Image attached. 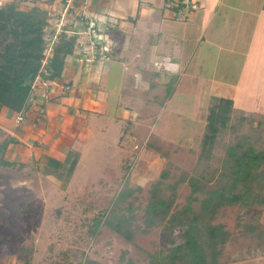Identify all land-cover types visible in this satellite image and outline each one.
<instances>
[{
    "label": "rangeland",
    "instance_id": "obj_1",
    "mask_svg": "<svg viewBox=\"0 0 264 264\" xmlns=\"http://www.w3.org/2000/svg\"><path fill=\"white\" fill-rule=\"evenodd\" d=\"M198 4L195 20L183 18L173 25L177 33L171 35V45L179 48L178 59L155 58V51L146 48L153 57L138 65L136 76L124 80L118 79L125 76L120 63L112 62L108 81L103 77V89L109 90L103 126L100 122V131H93L81 146V162L71 175L65 170L48 173L19 160L0 163V264H126L129 260L149 264L156 252L180 241L181 231L172 234L163 226H145L143 215L152 188L159 186L167 195L175 192L179 208L187 203L191 187L186 182L173 191L170 184L185 171H195L208 182L214 169L221 167L231 130L218 137L211 158L201 156L206 117L215 97L235 100L234 123L245 116L262 121L263 140L264 34L248 42L249 58L243 61L232 52L236 30L231 25L239 26L238 20L233 22L235 17L224 9L220 18L211 19L203 11L206 4ZM209 40L227 46L220 49ZM127 107L130 111L119 122L115 114H123ZM17 125L20 130L25 123ZM244 129H251L249 121ZM8 147L9 156L13 143ZM75 152L72 158L78 159ZM166 169L169 176L162 179ZM216 181L206 184L210 187ZM259 183L255 181L253 187ZM127 188L133 189V196L119 204L123 209L132 207L134 238L105 225L100 234L90 236L88 229L101 209L114 210L112 203ZM213 222L223 225L227 237L221 246L222 264H264V206H229Z\"/></svg>",
    "mask_w": 264,
    "mask_h": 264
},
{
    "label": "trees",
    "instance_id": "obj_2",
    "mask_svg": "<svg viewBox=\"0 0 264 264\" xmlns=\"http://www.w3.org/2000/svg\"><path fill=\"white\" fill-rule=\"evenodd\" d=\"M20 3L14 1L0 6V108L6 106L17 114L27 111L37 77L42 76L47 80L61 77L65 60L77 48L76 36L61 33L53 46L52 57L44 65L43 59L49 46L44 38L48 12L39 7L23 10L19 8ZM235 118V100L226 96L215 97L206 117L201 156L211 158L218 137L232 131V139L224 146L225 156L220 169H214L216 173L207 180H217L216 183L213 182L209 187L206 184L208 182L195 171L183 172L175 183L169 185L173 191L186 182L191 187L187 203L179 208L175 206V192L167 195L159 186L152 188L143 215L145 226L149 229L163 226L172 234L181 231L180 241L173 240L169 250L161 251L162 256L159 254L161 252H156L149 264H222L221 246L226 243L227 237L222 231L223 225L213 222L220 211L237 204L247 208L264 206V138L261 139L263 133L260 132L262 121L245 116L242 119L239 117L237 123H234ZM247 121L251 129L245 131ZM2 135L0 128V138ZM12 142H16V139H0L2 165H11L4 155ZM74 162L70 174L75 169L77 159ZM168 176L167 169L162 171V179ZM257 180H260L259 186L254 188L253 183ZM133 192L131 188L124 189L116 197L115 203H112L114 210L101 209L90 225L88 234L97 236L105 225L133 239L130 236L133 231L129 215L132 207L123 209L119 204L132 197ZM196 202L199 205L196 206ZM250 229L255 227L251 226ZM129 261L126 264H131Z\"/></svg>",
    "mask_w": 264,
    "mask_h": 264
},
{
    "label": "crops",
    "instance_id": "obj_3",
    "mask_svg": "<svg viewBox=\"0 0 264 264\" xmlns=\"http://www.w3.org/2000/svg\"><path fill=\"white\" fill-rule=\"evenodd\" d=\"M14 1L20 2L0 0L2 6ZM63 1L24 0L19 8L30 10L39 7L48 12V18L51 15L58 17ZM179 1L77 0L81 10H86L90 15L97 17L100 32L111 41V49L106 55H100V58L91 63L80 60L82 53L76 49L74 54L65 60L61 77L55 80L37 77L30 105L24 112L25 120L22 124L25 123V126L20 130L13 117L17 113L6 106L0 108V128L3 131L0 139L2 141L11 137L16 139V142H12L14 145L12 154L7 155L8 147L4 158L9 161L13 159L35 163L48 173L54 174L65 170L71 175L74 171L70 174V169L76 160L72 158L74 157L71 155L72 150L78 152L76 168L81 162L80 155L83 152L81 146L84 147L86 139L93 131H100V122L102 125V119L108 112L109 90L103 89V86L112 73V62L120 63V71L124 72L125 76L122 75L118 79L124 80L132 74L136 76L133 71L139 69L138 65L143 61L146 64L147 59L153 57L150 52L149 54L145 52L146 48L155 51V58L159 56L166 59L170 56L179 58V48L171 45L173 39L171 35L177 33V28L173 25L183 22V18L194 20L197 18V13L191 9L178 7ZM197 2L206 4L203 11L205 10V14L211 19L217 16L220 18L224 9L226 15L235 17L233 22L238 20L239 26L237 23L231 25L236 30V37L235 49L230 51L240 56L243 61H247L251 48L248 42L256 39L257 34L259 39L263 38L260 34H264V0H197ZM212 32L214 33V30ZM209 42L215 45L213 40ZM226 43L222 41L221 46L219 43L215 46L220 48L227 46ZM123 86L122 83L119 87ZM121 105H125V101ZM126 109L120 115L118 111L115 119H119L120 122L125 118L126 112L130 111L128 107ZM60 134L62 138H58Z\"/></svg>",
    "mask_w": 264,
    "mask_h": 264
},
{
    "label": "built area",
    "instance_id": "obj_4",
    "mask_svg": "<svg viewBox=\"0 0 264 264\" xmlns=\"http://www.w3.org/2000/svg\"><path fill=\"white\" fill-rule=\"evenodd\" d=\"M19 1L24 2V0ZM2 5L0 2V6ZM177 6L194 11L199 7V4L197 0H180ZM180 11L182 10L180 9ZM47 22L44 38L49 46L46 57L43 59L44 65L48 64L53 54V46L63 32L77 37L76 49L82 53V56H80L82 61L91 63L100 58V55H106L108 50L111 49V41L100 32L97 17L90 15L86 10H81L77 0H64L59 16L51 15ZM43 71L46 72L47 70L44 69ZM24 120V113L16 115L15 121L17 124H22Z\"/></svg>",
    "mask_w": 264,
    "mask_h": 264
}]
</instances>
